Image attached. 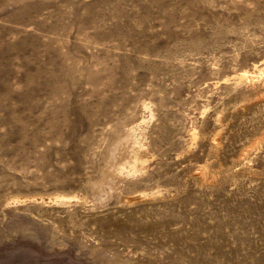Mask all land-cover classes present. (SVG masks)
I'll return each instance as SVG.
<instances>
[{"label":"rangeland","instance_id":"obj_1","mask_svg":"<svg viewBox=\"0 0 264 264\" xmlns=\"http://www.w3.org/2000/svg\"><path fill=\"white\" fill-rule=\"evenodd\" d=\"M263 205L264 0H0V264H264Z\"/></svg>","mask_w":264,"mask_h":264},{"label":"bare ground","instance_id":"obj_2","mask_svg":"<svg viewBox=\"0 0 264 264\" xmlns=\"http://www.w3.org/2000/svg\"><path fill=\"white\" fill-rule=\"evenodd\" d=\"M49 1V0H48ZM49 3V2H48ZM22 12L19 14H23V9L21 10ZM118 131H114L112 138L107 145V147L104 149L102 153V160H101V167L99 169V178L97 180H91L89 182V189L94 201L95 205L101 204V198L99 196V190L101 189V186L103 185L102 183L104 182H111L113 185H116L117 180L116 178L118 176H121L124 174L128 169L125 166V162H121L123 159V153H124V143L122 139H119ZM122 158V159H121ZM113 161H115V165L113 164ZM227 181H230L229 178H226ZM224 181V178H220L219 182ZM240 190V188H238ZM187 193V190H186ZM264 207V205H263ZM256 209H258V206H256ZM219 221V225H225L226 222ZM237 223V222H236ZM235 223V224H236ZM239 225L242 226L241 222H238ZM237 223V224H238ZM232 223L229 222V225ZM168 226L172 225V221L167 222ZM206 243V242H205Z\"/></svg>","mask_w":264,"mask_h":264},{"label":"trees","instance_id":"obj_3","mask_svg":"<svg viewBox=\"0 0 264 264\" xmlns=\"http://www.w3.org/2000/svg\"><path fill=\"white\" fill-rule=\"evenodd\" d=\"M0 258H1V259H3V258H4V256H0Z\"/></svg>","mask_w":264,"mask_h":264}]
</instances>
